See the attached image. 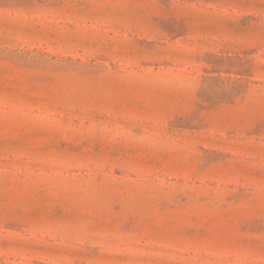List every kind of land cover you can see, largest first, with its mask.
Instances as JSON below:
<instances>
[{"label": "rangeland", "instance_id": "1", "mask_svg": "<svg viewBox=\"0 0 264 264\" xmlns=\"http://www.w3.org/2000/svg\"><path fill=\"white\" fill-rule=\"evenodd\" d=\"M0 264H264V0H0Z\"/></svg>", "mask_w": 264, "mask_h": 264}]
</instances>
